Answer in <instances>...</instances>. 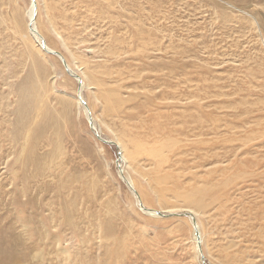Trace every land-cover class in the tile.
I'll return each instance as SVG.
<instances>
[{
  "label": "rangeland",
  "instance_id": "obj_1",
  "mask_svg": "<svg viewBox=\"0 0 264 264\" xmlns=\"http://www.w3.org/2000/svg\"><path fill=\"white\" fill-rule=\"evenodd\" d=\"M34 2L86 86L0 0V264H264V0Z\"/></svg>",
  "mask_w": 264,
  "mask_h": 264
},
{
  "label": "bare ground",
  "instance_id": "obj_2",
  "mask_svg": "<svg viewBox=\"0 0 264 264\" xmlns=\"http://www.w3.org/2000/svg\"><path fill=\"white\" fill-rule=\"evenodd\" d=\"M35 14H36V4H35V2H34V0H29V4H28V8H27V16H26V19H27V22H26V28H27V32L29 33V35L33 38V40H35V42L37 43V44H39V46H40V48H42L44 51L45 50H48V51H54V49L53 48H51L49 45H47L46 43H44L43 42V40H42V37H41V35H40V33H39V30H38V28H37V26H36V16H35ZM34 16V17H33ZM30 21H32V26H33V28H34V32L29 28V22ZM165 28V27H164ZM42 40V41H41ZM42 42L44 43V45L42 44ZM148 43V42H147ZM149 44H153V43H149ZM45 52H47V51H45ZM75 57V56H74ZM66 64H67V67H68V69L74 74L73 76H75L76 77V81H80L81 79L79 78V77H77V75H76V73H75V70L71 67V65L69 64V62L67 61L66 62ZM165 65V64H164ZM156 77V76H155ZM154 77V79H158V78H155ZM159 77V76H158ZM166 77V76H165ZM162 77H160V79H161ZM83 80H81L80 81V86H81V88H84L85 86H86V82H85V79L84 78H82ZM165 79V78H164ZM162 80V79H161ZM165 81H166V79H165ZM164 82V81H163ZM170 85V84H169ZM24 92V91H23ZM158 93V92H157ZM168 93V92H167ZM30 102H31V100H30ZM29 102V103H30ZM80 103V101L78 100V104ZM171 140V139H170ZM117 147H119L120 148V151H121V153H122V159H123V157L125 158V161H127L128 159H127V155H126V153H125V148H124V146L123 145H121L120 143H119V141H117ZM145 147V149H143V148H136L137 150L136 151H132V152H130L129 154H128V158H133L139 151L138 150H143L147 155H149V156H151L152 158H155L154 160H156V162H157V164L158 165H162V164H164L165 163V161H166V158H165V156L162 154L163 153V151H162V149L161 148H159L158 149V147H155V146H144ZM129 168V164L127 163V169ZM127 171V170H126ZM124 177V179L126 180V178L130 181V183L131 184H133L132 183V181H131V179H129L128 177H127V175H125V176H123ZM126 177V178H125ZM126 182H127V180H126ZM211 189L210 188H208V187H205V186H200V187H196V188H194L193 189V192L194 193H196V194H199V196H201L202 197V195L204 194V195H208V194H210L211 193ZM215 197H213L212 198V200L214 199ZM194 203L195 204H199L200 205V202L199 201H196V200H194ZM142 206V205H141ZM144 210H146V209H144ZM186 210H188L189 212H191V213H193V216H194V218H195V221H196V224H195V228L197 229V232H198V237H197V235L195 234V229H194V227H193V225L191 224V226H192V235H193V243H194V248L196 249V253H197V256H198V258H199V251H200V249H199V247H201V244L203 245V243H204V234H203V231H202V228H201V226H200V224H199V220H198V218H196L195 216V213L193 212V211H191V210H189V209H186ZM148 211V210H147ZM173 210H170V212H172ZM148 213H149V215H155V211H152V212H150V211H148ZM190 223H191V221H190ZM198 249H199V251H198Z\"/></svg>",
  "mask_w": 264,
  "mask_h": 264
},
{
  "label": "water",
  "instance_id": "obj_3",
  "mask_svg": "<svg viewBox=\"0 0 264 264\" xmlns=\"http://www.w3.org/2000/svg\"><path fill=\"white\" fill-rule=\"evenodd\" d=\"M31 1H32V0H31ZM33 17H34V16H33ZM29 28H30L33 32L35 31L34 28H33V26H32V21L29 22ZM41 41H42V40H41ZM42 44L44 45L43 42H42ZM45 51H47V53L52 54V55L56 56L57 58H59V60L61 61L62 65L65 67L66 71H67L71 76L74 75V74L68 69L65 59L62 57V55H61L59 52H57V51H48V50H45ZM73 77H74V76H73ZM75 78H76V77H75ZM78 82H79V84H80V81H78ZM96 136H97V138H98L99 140H101V141H103V142L110 143V144H114V142H112V141H106V140L102 139L98 134H96ZM126 184H127V186H128L129 188H131V190H133V188H132L127 182H126ZM133 192H134V191H133ZM134 193H135V192H134ZM135 195L137 196L136 193H135ZM140 205H141V204H140ZM155 214H156V215H159V216H164V214H162V213L159 212V211H155ZM176 215H183V216L187 217V218L191 221V224L193 225V227H194V229H195V234H196L197 237H198V232H197V229L195 228L196 221H195V218H194L193 214H192L191 212H189V211H186V212H183V213H181V214H176ZM204 264H205V263H204Z\"/></svg>",
  "mask_w": 264,
  "mask_h": 264
}]
</instances>
